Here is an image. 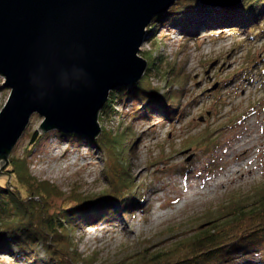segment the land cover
I'll use <instances>...</instances> for the list:
<instances>
[{"label":"rangeland","instance_id":"obj_1","mask_svg":"<svg viewBox=\"0 0 264 264\" xmlns=\"http://www.w3.org/2000/svg\"><path fill=\"white\" fill-rule=\"evenodd\" d=\"M184 32L176 25L158 27L153 34L147 32L139 52L147 69L148 60L156 59V68L146 69L142 76L152 77L155 87L166 86L159 71L171 69L170 78L177 77L175 89L184 91L177 92L182 95L177 119L156 112L149 120L131 121L128 114L140 102H119L116 94L112 111L98 117L100 134H115L132 123L138 140L127 171L135 186L143 187V200L108 221H95L73 233L78 253L94 264H114L143 245L155 250L168 246L196 227L208 211L253 193L264 182V22L250 35L219 26L199 30L193 37ZM3 82L0 76V112L10 95ZM42 121L37 114L31 116L9 160L25 156L41 135L37 129ZM27 161L35 178L67 195L74 188L86 193L107 188L104 156L83 136L43 133ZM8 166L0 170L6 173L0 175L1 182H8ZM234 166L238 170L229 173ZM224 174L228 177L219 180ZM231 249L223 256L230 261L205 264H264L262 252ZM0 264L19 263L0 254Z\"/></svg>","mask_w":264,"mask_h":264},{"label":"trees","instance_id":"obj_2","mask_svg":"<svg viewBox=\"0 0 264 264\" xmlns=\"http://www.w3.org/2000/svg\"><path fill=\"white\" fill-rule=\"evenodd\" d=\"M262 22L264 0H243L230 7H210L199 5L196 0H179L155 16L146 30L153 34L158 27L176 25L185 31V36L193 37L199 30L210 31L219 26L250 35ZM148 62V71L156 68L154 57ZM171 71L158 73L166 79L163 90L153 85L149 75L135 85L118 87L110 93L100 116L112 111L111 103L116 94L119 102L132 99L140 102L139 107L128 114L131 121L149 120L156 112L177 119L182 113L176 109L184 91L175 89L177 77L170 78ZM177 92L182 95L178 96ZM42 138L43 134L38 135L25 156L9 160L5 170L11 179L9 184L0 181V254L12 257L19 264H94V260L78 253L73 233L95 221H108L116 217L117 212L128 210L133 202L143 200V194H139L143 187L137 188L127 171L138 136L132 132V123H128L115 134L103 131L95 140L84 137L104 156L103 177L107 188L98 193L74 188L68 195L30 172L27 157ZM57 199L62 200L60 205ZM232 247L264 253V182L253 193L232 198L217 210L208 211L196 227L168 246L155 250L143 245L114 264H205L213 259L218 262L231 254Z\"/></svg>","mask_w":264,"mask_h":264},{"label":"water","instance_id":"obj_3","mask_svg":"<svg viewBox=\"0 0 264 264\" xmlns=\"http://www.w3.org/2000/svg\"><path fill=\"white\" fill-rule=\"evenodd\" d=\"M176 1L0 0V76L10 89L0 112V170L34 114L43 118L41 134L95 140L110 93L137 84L147 69L139 55L146 28Z\"/></svg>","mask_w":264,"mask_h":264},{"label":"bare ground","instance_id":"obj_4","mask_svg":"<svg viewBox=\"0 0 264 264\" xmlns=\"http://www.w3.org/2000/svg\"><path fill=\"white\" fill-rule=\"evenodd\" d=\"M116 89H117V88H116ZM88 139H89V138H88ZM51 155L54 156V154H51ZM234 167H235V168H234ZM234 167L229 171V173H231V172H233V171H237L239 166H234ZM227 177H228V174H224L223 176H221V177L219 178V180H220V179L222 180L223 178L226 179ZM156 191H157V190H153L154 193H156ZM192 193H194L193 190H192Z\"/></svg>","mask_w":264,"mask_h":264}]
</instances>
